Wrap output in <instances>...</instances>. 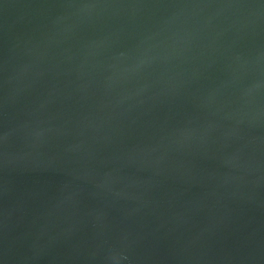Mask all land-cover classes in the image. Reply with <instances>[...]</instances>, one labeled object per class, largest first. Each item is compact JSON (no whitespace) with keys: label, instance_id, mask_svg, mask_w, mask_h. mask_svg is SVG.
<instances>
[{"label":"water","instance_id":"obj_1","mask_svg":"<svg viewBox=\"0 0 264 264\" xmlns=\"http://www.w3.org/2000/svg\"><path fill=\"white\" fill-rule=\"evenodd\" d=\"M0 264H264V0H0Z\"/></svg>","mask_w":264,"mask_h":264}]
</instances>
